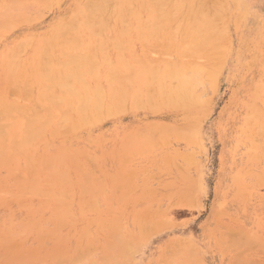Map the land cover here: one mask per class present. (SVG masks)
Segmentation results:
<instances>
[{
	"label": "rangeland",
	"instance_id": "rangeland-1",
	"mask_svg": "<svg viewBox=\"0 0 264 264\" xmlns=\"http://www.w3.org/2000/svg\"><path fill=\"white\" fill-rule=\"evenodd\" d=\"M33 1L35 2V0L31 2ZM37 1L38 0H36L34 6H37ZM47 1L49 2V0H46L47 5H41L42 0L38 1L39 6L35 8L32 6L33 3L29 2L30 4L28 3V6L31 5L33 9H30V6L25 9L30 10V13L29 10H27L29 14L27 16L31 17L25 18L23 16V18V14L21 13H24V11L22 9L19 13V15L21 14L20 17L16 16L18 17L16 21L19 22H13L15 28L12 25L8 30H4L5 33H3V31L0 33V37H2L0 40V57L7 48L13 46L22 38L33 40L49 32L58 20L67 18L70 14H73L74 11L78 13L79 11H87L89 14L94 13L93 15L95 16H92L93 18L97 16L98 18H95L97 20H105L108 18V20H110L111 17L110 23H108L107 20H105L106 22L104 21V23L102 20L100 21L101 27L105 28L103 31L101 28L99 29V20L97 21L98 23L93 22V26L94 23L97 26V29L95 28L96 35L102 37H98L99 42H106L109 40L107 43L108 46L111 47L113 44L115 45L116 42V45L118 43V48L121 50L128 43L129 45L126 47H132L130 50L125 47L122 51L123 55L120 50V52L115 50L114 56L116 60L119 57L118 55H122V58L124 57L123 60L125 59V61H128L127 63L130 64H137L138 60L142 64V61H144L142 68L138 65L139 67H131L134 69L129 68V71H141L146 83L144 81H138L137 79L135 80L133 77V84L129 85L128 89L137 86L143 87L150 96L151 91L149 92L148 86L154 85L151 84L154 81L152 80L149 82L148 79L150 77L152 79L153 77L151 76V72L155 71V74H162L165 72L163 69L164 66L165 69H167V64L165 63L168 61V63H179L181 58L184 59V61L181 60L180 63L183 62V65L189 64L187 68L188 70L192 69V71L186 70L188 73L193 74L194 71L192 66L195 65V63H192V61L196 59V56L199 57L200 59H196L198 63L195 70L201 67L200 69H204L205 72L201 71V73L204 74L202 78V74L200 73L199 83L201 80L202 82L195 87L198 102L197 106L194 108L187 109L174 106L175 108L173 107V109H171V106H159L160 109H158L159 107H154L155 110H153V107L152 109L150 105L144 104L145 106L141 105V107L138 105L140 109H136L137 106H135L136 108L134 109V105L128 103L126 106L122 107V111L124 109L126 110L122 113H120V107L118 108L120 110L116 109L112 112L114 116L108 113L110 117L106 116L109 118L105 116L102 121L80 129L75 133L57 136L51 139L50 142L48 141L43 144L44 148L43 145L37 147V152L33 155L34 159H29L31 163L33 161L32 165L34 164L33 166L36 167V170L38 169V171L35 170L33 172H37V175H31L34 177H27V169L29 168V170H31L30 167L26 168L27 164L30 162H27V155L22 154L23 156L21 155V157L15 159L13 162L0 163V197H3L0 198V204H2L0 205V264H12V262L13 264H57L56 262L59 263V261V264H129V262L130 264H197V262L198 264H236L238 260L239 262L237 264H264V123L260 126V122H264V0H220V3L223 4L224 7L219 3V5L214 3L215 0H213L214 2L212 4L209 3L211 6H209L207 2H211L212 0H203L201 6L205 7L207 10L189 11L191 14L197 15H201L200 12H204L203 17L205 18V15H209L211 9H213L211 10L213 12L214 8H216L215 6H221L219 9H215V11L219 10L216 12L214 11L216 14L210 12L208 20L210 19L211 23L214 24L215 22L213 20H215V18L213 15L215 14V17L218 19H216L217 24L215 23L216 25H214V28L218 29L222 25L221 27L224 31L222 32L223 29L221 30V28L218 29L220 32L217 36L215 35L214 40V43H217L215 44L216 47L211 45L209 47H212L211 51L213 52L214 49L215 52L218 49V42L220 43L221 39L228 37L225 39L227 42L225 40L221 41V43L223 42L222 44H224V42L227 44L226 50L225 46L221 43L219 44L221 45L220 50L223 46L224 49L221 51H226L224 52L226 55L221 53V51H216V53H214L215 56L219 53L221 56L217 55L216 58H214V54L212 55L209 53L211 51H209L210 49L208 46H206L207 48L205 47V49L203 48L205 55L207 54L206 51H209L208 54L210 55V59H212L210 61L208 60V62L211 63L213 61L212 63H214V61H220L219 63L217 62L215 65L216 67L214 65L211 66L212 63H207L206 59L209 58L208 54L206 55L208 58L206 57V59L203 60V52H201L203 54L197 52L195 53L196 55L193 54L191 55L192 57H187V54H189L187 50L183 52L186 53L184 55H186L187 59L185 60V58H183L185 57L184 55L180 58L182 46L187 47L189 43L192 46L193 42L191 43L190 41H192L194 37L191 36L190 39L188 37V41H186L187 39L184 41L183 38V41H181L182 36L187 37L188 35L187 33V35L185 34V31H189L187 28V30L185 29L184 25L179 26L180 23L176 25V23L173 22L174 25L171 23L172 27L170 28L171 24L169 23L172 22L170 19L168 21L159 20L161 15L158 13L159 5L157 6L158 10H156L159 15L158 18L154 10L158 4H156L157 0H154L155 5L154 3L150 4L151 0H124V4L120 0H110L111 3L108 1L110 4H108V2L107 4L110 5L111 9L106 5L105 0H93V2H96L94 3L96 5L99 1V3L102 2L98 5L100 10L97 9V7L93 8V2H91L92 6L90 8L86 7L89 1L92 0H52L49 3H47ZM55 1H59V3H55ZM119 1L120 3H118ZM131 1L133 5L131 4L129 7ZM172 1L173 0L168 1L169 4L166 1L165 10H169L170 6L173 7L178 2V0H174L172 4ZM218 1L219 0L216 2ZM222 1H224V3ZM84 2L87 3L83 4ZM253 2L258 6L257 8L252 7ZM204 3L207 4L205 5ZM112 5H114V12H112ZM107 6L108 12L106 10ZM89 9L91 12H89ZM146 9L148 11H146ZM128 10L129 13L127 12ZM27 11L25 10V12ZM159 12L163 15L161 9ZM102 13L110 15L107 16L106 14L105 17ZM136 13H138V15L140 14V17L138 15L136 16ZM218 14L219 16H216ZM145 17H148L149 21V24L146 23V25H150L149 29L152 30V33L156 30V32H154L155 34L149 33L150 30H147L148 28H146L145 25H141V23H145L147 19H144ZM153 17L157 18L155 19L157 20L156 24L153 22ZM203 17L201 16L200 19L195 22L202 21L201 19ZM27 18L32 20L29 21ZM123 18L125 23L122 22L124 21ZM141 18L143 19L141 20ZM25 19H27L28 22H26L27 20L25 21ZM120 19L122 21H120ZM137 19L138 22L136 21ZM223 19L226 20V22ZM218 21L222 24H218ZM121 22L126 25V27L121 25ZM152 22L155 24L153 25V27L155 26L154 30L151 27ZM189 22L193 21L189 20ZM105 24H107V26H105ZM162 24L164 28H161ZM134 25L137 27L141 26L138 29H141L143 26L141 29L142 31L140 30L138 32L137 27ZM175 25L179 30L174 27ZM165 26H168L169 29L167 27L166 30H162L164 36L162 32L160 33V28L165 29ZM106 28L109 30L107 29L106 31ZM173 28H175V30ZM172 29L174 33L177 34V40H172L175 36H168L172 34ZM120 30L124 32L120 34ZM157 30H160L159 34H157ZM176 30L178 33H176ZM126 31L128 33L127 36L125 35ZM191 31L193 32L194 30L192 29ZM103 32L105 34H103ZM142 32V35L146 36H144V39L147 41H142L143 36L141 38L138 37L141 35L139 33ZM147 33L151 35V37L157 34V39L153 36L157 40V44H155L156 42L151 39L149 35H146ZM215 33L216 32H214V34ZM220 36L221 39H219ZM223 36H225V38H223ZM165 37L167 40H165ZM104 38L105 40H103ZM120 38L125 42L120 41ZM164 40L166 42L169 41L170 47L173 44L174 48L168 47L170 52L172 49V57L169 53H165L164 44L168 43L163 44L162 42ZM170 40L173 41L172 44H170ZM158 41L159 45H161L160 47L158 46ZM145 42L146 44H144ZM143 44L146 48H144ZM120 45H122L121 48ZM115 46L112 48H116ZM191 46L188 48H191ZM161 49L163 51H161ZM192 50L194 49L190 50L191 53H193ZM178 53L179 56L177 55ZM132 54H136L135 57L138 59L137 63L132 59L134 57ZM144 56H146L151 63L148 62ZM177 56L180 58L179 61L176 60ZM212 56L214 57L212 58ZM163 59L166 60L164 61ZM171 59L172 61H170ZM156 64L160 66L159 70L155 69L157 67ZM199 64L201 66H199ZM153 65L156 66L153 67ZM148 69L150 71H148L149 77L147 75ZM206 75L212 76L210 77L212 80ZM31 86H27V90L31 89ZM22 88L23 87L20 88V91ZM34 88L35 86L33 85V92H31V95L35 93ZM1 90L5 92L9 102H25L22 100L25 98L22 97V93L19 92L18 95L17 91L14 90L12 92V89L10 90L8 88L0 69V91ZM8 91L12 93L9 92L8 94ZM131 93H134V91ZM259 95L262 98L258 97ZM31 100L32 99H28L26 102ZM33 105H35L37 109L41 108V104L39 103L35 102ZM130 105H132L131 109ZM143 106L145 108H143ZM256 106L258 108H256ZM149 107L151 109H149ZM117 111H120L119 114H117ZM252 112L255 114H251ZM246 116H249L247 120L245 119ZM253 118H256V123L259 122V124H256V120ZM251 121H253V125L249 124ZM158 135H160V137H158ZM131 137H133L132 141ZM63 149H67L66 154L64 153V157L62 156L64 155L62 154L64 152ZM84 151H88V156L91 157L85 156L87 153ZM74 152L77 153V156ZM39 154L40 157L38 158ZM56 154L57 157L63 159H58L60 161H58V164L56 163L57 173L53 170V166H51L52 161H46L48 156H54ZM69 155L72 156L70 157ZM73 156L77 159L75 160ZM124 157L125 159L128 157L126 159L127 161L123 159ZM71 158L72 160H70ZM42 161H44L43 164H41ZM62 161L65 164H63ZM124 161H126V163H123ZM30 165L28 164V166ZM48 166H51L54 172H51V167ZM120 167H123V169ZM15 170L18 173L15 172ZM63 170L65 174L67 173L66 171H68V175L66 174L64 176ZM44 176L48 178L46 179ZM88 176L91 177V179L88 178L91 180L90 184L87 183L89 180L85 179ZM24 177L29 179L23 181V179L25 180ZM52 177H54V179H52ZM37 178H40L39 181ZM16 180L18 182H16ZM32 181L38 182L37 184L41 186L39 187L41 188L40 191H47V194L45 193L46 195L44 196V193L40 192V194L37 195L39 188L35 187L38 188L36 189L37 192L29 188L32 192L30 194H25V191H23V195L25 196L23 197L22 192H19V190H21L19 185L25 184V186H27L28 183ZM45 182L48 186L41 184ZM65 183H67V185ZM128 184L130 186H126ZM25 186L22 190L26 188ZM50 186H52L51 193ZM17 188H19L18 192ZM6 189H8L7 193H11L8 194L9 196L5 194ZM99 189L101 190L99 191ZM246 193L248 195H246ZM244 194L245 196L243 197ZM30 195L33 197H30ZM120 195L123 197V200L120 199ZM57 201L59 203H57ZM38 204L41 205L39 206ZM57 205H60L61 208H56ZM42 208L44 209L43 214ZM54 212L64 216L65 219L62 218V220H65V224H62V221L60 223L58 220L60 215L57 216ZM71 214L73 217L66 216ZM48 216L49 218H47ZM110 217L112 221L114 220L117 223H113L112 225ZM119 218H121V220ZM26 220L28 227L25 222ZM38 220L40 223H38ZM119 220L120 222H118ZM164 220L166 223H164ZM59 223L63 225L61 228L59 227L61 226ZM144 224L146 225L144 226ZM9 225L11 226L10 228L8 227ZM111 226L112 228H116V226L119 227L116 229L118 232L119 229H121L120 232L123 237L115 233L114 229H110ZM150 228L152 231H150ZM25 229V233H21L22 230ZM38 229H41V232ZM44 231L49 234L44 235ZM6 232H10V235ZM16 232L18 235H16ZM111 232L114 237H112L113 235ZM28 233L29 237L27 235ZM39 233L40 235L38 236ZM116 234L120 236L119 239L126 238V243L127 240L128 243L130 241L132 243H127L128 246H126L125 242L123 244L124 240L122 241L121 239L118 243L121 245L119 246L117 244L118 248L116 249V246H113L114 243H112L118 242V240L116 241ZM41 235L46 239H41L43 238ZM246 235H250V237ZM215 239L218 240V242ZM9 240L10 243L6 244ZM222 241H224L225 244L230 243L228 244L230 246H226ZM106 243H109L111 246L108 244L106 247ZM123 246H126V248H123ZM228 247H231V249ZM191 250L197 253L195 252L191 256L187 253L188 251L192 253L193 251L191 252ZM116 252L119 256H117ZM20 254L24 258H22ZM110 254L112 255L111 257L108 256ZM115 254L116 256H114ZM56 256L60 259L59 261L56 260ZM105 256L106 262L103 260L104 258L102 259V257ZM107 256L109 258L108 260ZM120 256L122 257L120 258ZM231 257L235 260L231 259ZM115 258L118 259L116 260ZM20 259L24 260L20 262ZM194 260L195 262H193Z\"/></svg>",
	"mask_w": 264,
	"mask_h": 264
},
{
	"label": "bare ground",
	"instance_id": "bare-ground-1",
	"mask_svg": "<svg viewBox=\"0 0 264 264\" xmlns=\"http://www.w3.org/2000/svg\"><path fill=\"white\" fill-rule=\"evenodd\" d=\"M32 0H0V33L3 31V33H5L4 32V30H8L9 29V27H11L12 25H13V22L15 21V22H19V21H16V19L18 18V17H16V16H19L20 17V15L21 14H23L22 15V17L24 16L25 18L26 17H31V16H27V15H29L28 14V11L27 10H29V9H25L26 7H29L30 6V9L32 8L33 9V7L35 8V7H37V6H39L38 5V1H40V0H38L37 1V6H34V4L36 3V0H35V2L33 1V2H31ZM50 1H52V0H49V2ZM54 1V0H53ZM89 1V0H88ZM103 1V0H102ZM106 1V5H108V4H110L111 2H110V0H105ZM110 3H109V2ZM112 1V0H111ZM121 2H123L124 0H120ZM120 1L118 2V3H120ZM136 1V0H135ZM134 1V2H135ZM143 1H145V0H143ZM166 1H167V3L169 4V2L168 1H170V0H157L156 1V8H154V10L156 11V10H158V7H159V11H160V9L162 10V12H163V15H162V13L161 12H159L158 11V13H160L161 15H160V18H159V20H166V21H168L169 19H170V21H172V22H168L169 24H171V23H173V22H175L176 23V25H178L179 23V26H181V25H184L185 26V29L187 28L189 31L187 32V31H185V34L187 35V37L185 36V37H181V41H183V38H184V41H185V39H187L188 37H189V39L191 38V36H193L194 38H192V41H190L191 43H192V46H191V44L189 43V45L191 46V48H188V47H190L188 44H187V47H184V46H182V48H181V56H180V58L181 57H183V55L184 54H186V53H183V52H186L187 50H188V52H189V54H187V57H190L191 55H196L195 53H201V52H203V48L205 49V47L206 46H215V44H217V43H214V40H215V35L217 36V34L220 32L218 29H220L221 28V30L223 29L221 26H220V28H218V29H216V28H214V25H216L217 24V21H216V19H218V18H216L215 17V12L216 11H219V10H216L215 11V9L216 8H218L219 9V7H221V6H218L219 4H221L220 2V0L218 1V2H216L217 0H215V2L212 0L211 2L210 1H208L207 3H208V5H209V3L210 4H212L213 2L214 3H216V4H218L217 6H215L216 8H214V18H215V20H213L215 23L214 24H212L211 23V21H210V19L208 20V16L210 15V12L211 13H213L211 10H213V9H211L210 10V12H209V15L208 14H206L207 15V17H206V15H205V18L203 17V13H201L200 12V14L201 15H197V14H191L189 11H205V10H207L205 7H203V6H201L202 4H203V0H178V2L172 7V6H170V8H171V11H170V8H169V10H165V8H166ZM174 1V0H173ZM173 1L171 2L172 4H173ZM207 1V0H206ZM29 2H31V3H33L32 4V6L31 5H29L28 6V3ZM48 1H47V3H49ZM56 2H58L59 3V1H55V3ZM61 2V1H60ZM91 2H93V0L92 1H89V3L87 4V6L86 5H84V6H86L87 8L89 7H91L92 6V3ZM100 2V1H99ZM98 2V4L96 5V4H94V3H96V2H93V4H94V6H93V8H95V7H97V9H99L98 7V5L99 4H101V3H99ZM107 2H108V4H107ZM151 3L150 4H152V3H154V0H153V2H152V0L150 1ZM223 3H224V1H222ZM226 2V1H225ZM247 2V1H246ZM85 3H87V2H84L83 4H85ZM206 3V4H207ZM30 4V3H29ZM42 4H45V5H47L46 4V0H42V3H41V5ZM51 4V3H50ZM82 4V5H83ZM103 4H105V3H103ZM123 4H124V2H123ZM133 5V3H132V1H131V3L129 4V7H130V5ZM205 4V3H204ZM205 4V5H206ZM250 4V3H249ZM116 5V4H115ZM142 5V4H141ZM154 5H155V3H154ZM159 5V6H158ZM222 6H223V4H221ZM225 5V4H224ZM232 5V4H231ZM83 6V7H84ZM109 6V8H110V5H108ZM108 6H107V12H108ZM114 5H112V12H114L113 11V7ZM143 6H144V4H143ZM158 6V7H157ZM209 6H211V5H209ZM243 6H244V4H243ZM85 7V8H86ZM100 7H101V5H100ZM116 7V6H115ZM117 7L119 8V5L117 4ZM121 7V6H120ZM133 7V6H132ZM131 7V8H132ZM146 7H147V5H146ZM163 7H164V9H163ZM224 7V6H223ZM223 7H222V9H223ZM252 7H255V8H257L258 6L253 2V4H252ZM124 8V7H123ZM143 8V7H142ZM148 8V7H147ZM244 8V7H243ZM22 9H23V11H24V13H26V14H24L23 12L19 15V13H20V11H22ZM102 9H103V6H102ZM111 9V8H110ZM110 9H109V11H110ZM121 9V8H120ZM129 9V8H128ZM139 9H140V7H139ZM150 9V8H149ZM221 9V8H220ZM25 10L27 11V12H25ZM85 10V9H84ZM87 10V9H86ZM92 10V9H91ZM95 10V9H94ZM100 10V9H99ZM105 10V11H106ZM115 10V9H114ZM122 10V9H121ZM127 10V9H126ZM163 10H165V11H163ZM227 10V9H226ZM225 10V11H226ZM236 10V9H235ZM248 10V9H247ZM32 11V10H31ZM102 11V10H101ZM103 11H104V9H103ZM120 11V10H119ZM125 11V10H124ZM146 11H148L147 9H146ZM171 13H170V12ZM17 12H18V15H17ZM89 12H91L90 11V9H89ZM98 12V11H97ZM96 12V13H97ZM128 13H129V10L127 11ZM130 12L132 13V11L130 10ZM135 12V11H134ZM150 12L152 13V11L150 10ZM165 12V13H164ZM206 12H208V11H206ZM224 12V11H223ZM260 12V11H259ZM29 13H30V10H29ZM100 13V12H99ZM104 13V12H103ZM102 13V14H103ZM118 13V12H117ZM126 13V12H125ZM140 13V12H139ZM156 13V16H157V18H158V13H157V11L155 12ZM226 13V12H225ZM247 13H248V11H247ZM246 13V14H247ZM94 14V13H93ZM92 13L91 14H89V13H87V11H79V13L78 12H76V11H74L73 12V14H70L67 18H63L62 20H58L56 23H55V25L50 29V31L49 32H47V33H45L44 35H42V36H39V37H37V38H35V39H33V40H31V39H28V38H22L21 40H19L18 42H16L13 46H11V47H9V48H7L5 51H4V53H3V55L0 57V69H1V72H2V74H3V77H4V79H5V81H6V83H7V86H8V88L11 90L12 89V92L15 90V91H17V94L19 95V92L20 93H22L23 95H22V97H25L24 99H26V100H30V99H32L31 101H28V102H32V103H28V102H26V100H24V99H22L23 101H25V102H21V101H12V102H9L8 100H7V98H6V94H5V92L4 91H0V163H2V162H13L15 159H17V158H19V157H21V155L23 154V155H27L28 156V160H27V162H29L30 160H33L34 159V157H33V155H34V153H36L37 151V147H39L40 145H43V144H45L46 142H50V140L51 139H54L55 137H57V136H61V135H65V134H70V133H75V132H77V131H79L80 129H83V128H86V127H89L90 125H94V124H96V123H98V122H100V121H102L103 120V118L107 115V116H109L110 117V115H108V113L109 114H112V112L114 111V110H116V109H118V108H120L121 107V112L120 111H117L118 113L117 114H119V112L120 113H122V112H124V111H126L125 109L122 111V107H124V106H126L128 103H130V104H132V105H134V109L136 108L135 106H137V108L136 109H138L139 107H138V105H140V107H141V105H150V107L152 108H154V107H161V106H171L172 108L171 109H173V107L175 106V107H177V106H179V108L180 107H183V108H187V109H190V108H194L195 106H197V102H198V98H197V96H196V91H195V87L198 85V84H200L201 82H202V80H201V82L199 83V81H200V75L202 74L201 73V71L202 72H205L204 71V69L203 70H201L200 68H196V70H195V67L197 66V63L198 62H196V59L197 58H199V57H195L196 59L194 60V61H192V63H195V65H193L192 66V68H193V71H194V73L193 74H191V73H188V71H192V69L191 70H188V65H186V64H182V63H180L181 62V60H183L184 61V59H182L181 58V60H180V58L178 57L179 56V53L177 54L178 56H177V58H176V60L177 61H179L180 60V62L178 63H176V62H174V63H165V64H167L166 66V68L167 69H165V66H164V70H165V72H163L162 74H155V71H153V72H151V76H153L152 77V79H151V77L150 78H148L149 79V82L150 81H154L153 83H151V84H154V85H149L148 87H149V92L151 91V93H150V96L146 93V90L143 88V87H134V88H131V89H128V86L129 85H132L133 84V77L135 78V80L137 79L138 81H144L145 83H146V80H145V78L143 77V75H142V72L140 71V72H130L129 70V68H131V67H134V66H136V67H139V66H141V68H142V64L144 65V61H142V64L140 63V61L137 59V57H135V55L134 54H132V56H134L132 59H134L135 61H136V63H137V60H138V63L137 64H130V63H127L128 61H125V59L123 60V58H122V55H123V49L127 46V45H129V43L125 46V47H123L122 48V50L121 49H119L118 48V46H119V44L117 43V45H116V42H115V45L113 44L112 45V47L113 46H115L116 48H118V49H116V48H112L111 46H108V43H107V41L109 42V40H107L106 42H99V40H98V37H100V38H102L100 35L99 36H97L96 35V29H97V26L95 25V23H94V26H93V22H97L98 20H99V23H100V21L102 20H100V19H95V18H93V16H95V15H93ZM102 14H101V16H102ZM107 14V13H106ZM106 14H103L104 16L106 15ZM141 14V13H140ZM140 14L138 15V13H136V16L138 15L139 17H140ZM222 14H224V13H222ZM245 14V15H246ZM93 15V16H92ZM108 15H110V14H107V16ZM225 15V14H224ZM252 15V14H251ZM121 16H123V15H121ZM153 16V15H152ZM203 17L201 20L202 21H200V22H195V21H197V20H199L200 19V17ZM216 16H219V14L218 15H216ZM231 16V15H230ZM248 16V15H247ZM21 17V18H22ZM23 17V18H24ZM106 17V16H105ZM129 17H130V15H129ZM134 17V16H133ZM227 17H228V14H227ZM23 18H22V20H23ZM29 18H27L29 21L30 20H32V19H29ZM98 18V17H97ZM100 18V17H99ZM102 18V17H101ZM108 18V17H107ZM117 18V17H116ZM122 18V17H121ZM125 18V17H124ZM124 18H123V20H124ZM147 18V19H146ZM154 18V17H153ZM157 18H154V20L155 19H157ZM27 19H25V21L27 20ZM105 19V18H104ZM109 19V18H108ZM108 19H105V20H107L108 21V23H110L109 21L111 20V17H110V20H108ZM114 19V18H113ZM143 18H141V20H142ZM144 19H146L145 20V23L144 24H142L141 23V25H145V27L146 28H148L147 30H150V32L149 33H152V30L151 29H149L150 28V25H146V23H148L149 21H148V17H145ZM204 19V20H203ZM239 19V18H238ZM28 20L26 21V22H28ZM105 20H102L103 21V23H104V21ZM117 20V19H116ZM153 20V22H155V24H156V21L157 20H155L154 21ZM189 20L190 21H193V22H189ZM224 20V19H223ZM21 21V20H20ZM120 21H122L121 19H120ZM137 22H138V19L136 20ZM147 21V22H146ZM225 22H226V20H224ZM229 21H230V19H229ZM238 21V20H237ZM236 21V22H237ZM14 22V23H15ZM24 22V21H23ZM32 22V21H31ZM106 22V21H105ZM123 23H125V20L124 21H122ZM121 22V25H124L123 23ZM151 23V27L153 28V30L155 29L154 27H153V25H155L154 23ZM163 22V21H162ZM235 22V23H236ZM21 23V22H20ZM98 23V22H97ZM96 23V24H97ZM107 23V24H108ZM161 23V22H160ZM245 23H247V22H245ZM22 24V23H21ZM24 24V23H23ZM107 24H105V26H107ZM127 24V23H126ZM149 24V23H148ZM158 24H159V21H158ZM164 24V23H163ZM162 24V25H163ZM218 24H222L221 22H219L218 21ZM233 24H234V22H233ZM238 24H239V21H238ZM98 25V24H97ZM113 25V24H112ZM111 25V26H112ZM128 25V24H127ZM160 25V24H159ZM161 25V28H164V25L162 26ZM167 25V24H166ZM173 25H174V23H173ZM174 26L175 28H177V26ZM16 26V25H15ZM103 26V25H102ZM131 26V25H130ZM134 26H136V25H134ZM140 26V25H139ZM178 26V27H179ZM187 26V27H186ZM244 26V25H243ZM13 27H14V25H13ZM17 27V26H16ZM99 27V26H98ZM124 27H126V25H124ZM137 27V26H136ZM135 27V28H136ZM141 27V26H140ZM140 27H137V29L138 28H140ZM157 27V26H156ZM168 26H165V29H161L160 28V33L162 32V30H166V28H167ZM172 27V24L170 25V28ZM190 27H192V28H190ZM195 29H194V28ZM198 27V28H197ZM226 27H227V25H226ZM15 28V27H14ZM50 28V27H49ZM96 28V29H95ZM102 29V31L103 30H105V28L104 27H101V23H100V27H99V29ZM114 28V27H113ZM122 28H123V26H122ZM142 28H143V26H142ZM141 28V29H142ZM175 28H173L174 30H175ZM190 28V29H189ZM216 30H214V29ZM13 29V28H12ZM107 29L108 28H106V31H107ZM124 29V28H123ZM141 29H138V32L141 30ZM158 29H159V26H158ZM168 29H169V27H168ZM173 29H172V31H173ZM178 29V28H177ZM186 29V30H187ZM194 30L193 32L191 31V30ZM109 30V29H108ZM126 30V29H125ZM128 30H130V29H128ZM179 30V29H178ZM214 30V31H213ZM114 31V30H113ZM142 31V30H141ZM158 31V30H157ZM159 31H158V33L157 34H159ZM171 31V32H172ZM224 31V29L222 30V32ZM111 32V31H110ZM121 32H124L123 30H120V34H121ZM129 32V31H128ZM148 32V31H147ZM154 32H156V30H154ZM152 33V34H155V33ZM169 32H170V30H169ZM168 32V33H169ZM214 32H216L215 34H214ZM221 32V33H222ZM117 33V32H116ZM115 33V34H116ZM146 33V32H145ZM144 33V34H145ZM164 32H162V34H163ZM176 33H178L177 32V30H176ZM181 33V32H180ZM179 33V34H180ZM193 33V34H192ZM97 34H98V32H97ZM99 34H100V32H99ZM103 34H105L104 32H103ZM124 34V33H123ZM127 31H126V33H125V35L127 36ZM139 34H141L140 36H138V37H142L143 35V32L142 33H139ZM138 34V35H139ZM156 34V35H157ZM171 34V33H170ZM172 34H175L174 33V31L172 32ZM168 35V36H175L172 40H177V34H175V35ZM227 34H229V33H227ZM49 35V36H48ZM131 35V34H130ZM146 35H149L148 33L146 34ZM156 35H152V37H151V35H149L150 36V38L151 39H153L155 42L157 41L156 39L158 38V36H156ZM161 35V34H160ZM160 35H159V37H160ZM164 35V34H163ZM163 35H161V36H163ZM30 36V35H29ZM103 36V35H102ZM124 36V35H123ZM129 36V35H128ZM145 36V35H144ZM144 36L142 37V41H145L146 39H144ZM153 36H155L156 37V39L153 37ZM165 36V35H164ZM146 37V36H145ZM1 38L2 37H0V40H1ZM30 38V37H29ZM117 38V37H116ZM161 38H163V37H161ZM223 38H225V36H223ZM226 38H228V37H226ZM225 38V39H226ZM114 39V38H113ZM131 39V38H130ZM134 39V38H133ZM219 39H221V36L219 37ZM225 39H221V41L222 40H225ZM103 40H105V38L103 39ZM117 40H118V38H117ZM126 40V39H125ZM141 40V39H140ZM165 40H167L166 39V37H165ZM163 41L162 43L164 44V43H168V42H166V41ZM113 41V40H112ZM115 41V40H114ZM120 41H122V39L120 38ZM132 41V40H131ZM141 41V42H142ZM147 41V40H146ZM161 41V40H160ZM186 41H188V39L186 40ZM221 41H220V43H221ZM226 41V40H225ZM122 42H125V41H122ZM128 42V41H127ZM140 42V43H141ZM170 44H172L173 43V41H171L170 40ZM227 42V41H226ZM161 43V42H160ZM161 43V44H162ZM213 43H214V45H213ZM219 42H218V45H217V47H218V49L216 50V51H221V50H223L224 48H223V46H225V50H226V43L224 42V44H222L223 46H222V49L220 50V46L221 45H219L220 44ZM103 46H102V45ZM132 44H133V42H132ZM144 44H146V42L144 43ZM143 44V45H144ZM148 44V43H147ZM155 44H157V42L155 43ZM134 45V44H133ZM165 45V53H169V55L171 56L172 54H173V52H172V49H171V52L169 51V48L168 47H170V45H169V43L168 44H164ZM177 45V44H176ZM181 45V44H180ZM121 46L122 45H120V48H121ZM131 46V45H130ZM158 46L160 47L161 45H159V41H158ZM175 46V45H174ZM179 46V45H178ZM194 46V47H193ZM163 47V46H162ZM171 47L172 48H174L173 47V44L171 45ZM170 47V48H171ZM177 47V46H176ZM181 47V46H180ZM216 47V46H215ZM126 48H128V47H126ZM132 47H130V48H128L129 50L131 49ZM139 48H141V47H139ZM144 48H146L145 47V45H144ZM164 48V47H163ZM168 48V49H167ZM185 48H187V49H184ZM207 48V47H206ZM212 47H209V51H211L212 49H211ZM191 49H194V50H192V52L193 53H191V51L190 50ZM115 50H117V52H122V55H118L119 57H118V59L116 60V58H115V56H114V52H115ZM120 50V51H119ZM142 50V49H141ZM146 50V49H145ZM179 50V49H178ZM184 50V51H183ZM128 51V50H127ZM144 51V50H143ZM161 51H163L162 49H161ZM209 51H206L207 52V54H208V52ZM216 51L214 52V49H213V52L211 51V52H209L210 54H214V53H216ZM174 52H176V51H174ZM224 52H226V51H221V53H224ZM172 53V54H171ZM204 53V58H203V60H205L206 59V55H205V52H203ZM203 53H201V54H203ZM219 53V52H218ZM119 54V53H118ZM140 54V53H139ZM138 54V55H139ZM225 54V53H224ZM144 55H147V54H144ZM174 55H176V54H174ZM189 55V56H188ZM217 55H219V56H221L220 55V53L219 54H216V56ZM226 55V54H225ZM244 55V54H243ZM117 56V55H116ZM185 57H183V58H185V60L187 59V57H186V55H184ZM199 56V55H198ZM214 56H215V54H214ZM214 56H212V58L214 57ZM216 56L214 57V58H216ZM218 56V57H219ZM223 56V55H222ZM245 56V55H244ZM259 56V55H258ZM257 56V57H258ZM121 57V58H120ZM145 58H146V56H144ZM172 57V56H171ZM192 57V56H191ZM209 57V58H208ZM208 59H206L207 60V63L208 64H211L210 62H208V60L210 61V60H212V59H210V55L208 54ZM139 58V57H138ZM259 58V57H258ZM144 59V58H143ZM147 59V58H146ZM167 59V58H166ZM166 59H163L164 61L166 60ZM200 59V58H199ZM239 59V58H238ZM130 60V59H129ZM140 60H142V59H140ZM218 60V59H217ZM259 60V59H258ZM146 61V60H145ZM147 61H148V59H147ZM152 61V60H151ZM161 61H162V59H161ZM170 61H172V59L170 60ZM175 61V60H174ZM148 62H150V61H148ZM153 62V61H152ZM157 62H159V61H157ZM156 62V63H157ZM186 62V61H185ZM216 62V63H215ZM217 62L218 61H214V63H212L211 64V66H215L216 64H217ZM220 62V61H219ZM218 62V63H219ZM260 62V61H259ZM258 62V63H259ZM147 63V62H146ZM151 63V62H150ZM161 63V62H160ZM206 63V62H205ZM154 64H155V62H154ZM191 64V63H190ZM139 65V66H138ZM157 65V67L155 68V69H158L159 70V65L158 64H156ZM156 65H153V67L154 66H156ZM203 65V64H202ZM257 65V64H256ZM259 65V64H258ZM261 65V64H260ZM191 66V65H190ZM199 66H201L200 64H199ZM208 66V65H207ZM218 66V65H217ZM244 66V65H243ZM151 67H152V65H151ZM206 67V66H205ZM216 67V66H215ZM219 67V66H218ZM217 67V68H218ZM135 68V67H134ZM134 68H131V69H134ZM191 68V67H190ZM256 68V67H255ZM143 69H144V67H143ZM147 69V68H146ZM188 71H187V70ZM213 69H214V67H213ZM259 69V68H258ZM141 70V69H140ZM253 70V69H252ZM133 71V70H132ZM138 71V70H137ZM149 71V69L147 70V72ZM216 71V70H215ZM145 72H146V70H145ZM150 72V71H149ZM149 72H148V77L150 76L149 75ZM209 72V71H208ZM208 72H207V75H208ZM214 72V71H213ZM154 73V74H153ZM201 73V74H200ZM204 74V73H203ZM203 74L201 75V77L203 76ZM206 75V76H207ZM138 76H140V77H138ZM205 76V77H206ZM256 76V75H255ZM146 77V76H145ZM208 78H210V77H212V76H207ZM206 77V78H207ZM203 78V77H202ZM201 78V79H202ZM151 79V80H150ZM260 79V78H259ZM258 79V80H259ZM207 80V79H206ZM210 80H212L211 78H210ZM257 80V81H258ZM261 80V79H260ZM148 81V80H147ZM31 86L32 88H33V85L35 86V93L33 94V95H31V92H33L32 90V88L31 87H29V88H31V89H28L27 90V86ZM264 85V84H263ZM21 87H23L22 89H21V91H20V88ZM261 87H263V86H261ZM263 89V88H262ZM259 90V89H258ZM257 90V91H258ZM132 91H134V93H131ZM9 92L10 93H12L11 91H8V94H9ZM16 93V92H15ZM260 93V92H259ZM263 93H264V91H263ZM198 95V94H197ZM261 95V94H260ZM258 96V97H261V96ZM263 95V94H262ZM255 97V96H254ZM262 98V97H261ZM262 100V99H261ZM39 103V104H41V108L40 109H37V108H35V105H33V103ZM132 105H130V109H131V106ZM144 105V106H145ZM143 106V108H145ZM149 107V109H151ZM160 107L158 108V109H160ZM174 107V108H175ZM142 108V109H143ZM152 108V109H153ZM178 108V109H179ZM256 108H258L257 106H256ZM140 109V108H139ZM162 109V108H161ZM171 109H169V110H171ZM118 110H120V109H118ZM153 110H155V108L153 109ZM157 110V109H156ZM254 112V111H253ZM251 113V114H255V113ZM117 114H115V115H117ZM251 114H247V115H251ZM106 116V118H109V117H107ZM111 116H114L113 114L111 115ZM189 116V115H188ZM247 117H249V116H246V120H247ZM252 117H253V115H252ZM255 117V116H254ZM252 119V118H251ZM250 119V120H251ZM254 120H256V118H253ZM250 120H248V121H250ZM194 121V120H193ZM257 122V120L255 121V123ZM253 123V121H251L249 124H252ZM262 123H264V122H260V126H261V124ZM194 124V123H193ZM248 124V123H247ZM256 124H259V122L258 123H256ZM253 125V124H252ZM263 125V124H262ZM247 126V125H246ZM254 126H256V125H254ZM261 128V127H260ZM89 131V130H88ZM256 131V130H255ZM250 134H252V133H250ZM148 135V134H147ZM74 136H75V134H74ZM125 136V135H124ZM255 136V135H254ZM77 137H78V135H77ZM158 137H160V135H158ZM253 137V136H252ZM132 138L133 137H131V141H132ZM150 139V138H149ZM154 139V138H153ZM152 139V140H153ZM161 139H162V137H161ZM130 140V139H129ZM254 140H255V138H254ZM131 141H129V142H131ZM150 141V140H149ZM162 141V140H161ZM165 141V140H164ZM155 143V142H154ZM157 143V142H156ZM160 143V142H159ZM163 144V143H162ZM150 145V144H149ZM157 146V145H156ZM43 148H44V145H43ZM64 150V149H63ZM67 150V149H66ZM66 150H64V152L62 153V154H66ZM262 150V149H261ZM85 152V151H84ZM120 152V151H119ZM75 154H76V156H77V153L76 152H74ZM83 153V152H82ZM85 153H87V154H85V156L87 155V157H91V156H88V151L87 152H85ZM121 153V152H120ZM143 153H144V150H143ZM61 154V153H60ZM60 154H59V156H60ZM65 154L64 155H62L63 157L65 156ZM68 154V153H67ZM84 154V153H83ZM82 154V155H83ZM22 155V156H23ZM72 155H74V154H72ZM71 155V156H72ZM260 155V154H259ZM44 156V155H43ZM52 156V157H51ZM51 156H48V158L46 159V161L48 162V160H50V161H52V165L51 166H53V170H55V172L57 173V170H56V168H57V166H56V163L58 164L59 162L58 161H60V160H58V159H62V158H59V157H57V154L56 155H51ZM61 156V157H62ZM70 156V155H69ZM70 156V157H71ZM84 156V157H85ZM33 157V158H32ZM40 157V154H39V156H38V158ZM51 157V158H50ZM74 157V156H73ZM83 157V158H84ZM86 157V158H87ZM252 157V156H251ZM50 158V159H49ZM75 158V157H74ZM95 158V157H94ZM128 158V157H127ZM126 158V159H127ZM30 159V160H29ZM44 159V158H43ZM77 158H75V160H76ZM124 160H126L125 159V157L123 158ZM260 159V158H259ZM26 160V159H25ZM63 160V159H62ZM70 160H72V158L70 159ZM74 160V161H75ZM45 161V160H44ZM44 161H42V163L41 164H43L44 163ZM49 161V162H50ZM127 161V160H126ZM126 161H124L123 163H126ZM27 162H26V164H27ZM63 162V161H62ZM61 162V163H62ZM68 162H70V161H68ZM8 163H7V165H8ZM30 163H31V161L28 163L29 165H30ZM32 163H33V161H32ZM32 163H31V165H32ZM5 164V163H4ZM3 164V165H4ZM28 164H27V166H26V168H28V167H30V169L31 170H29V168L27 169V172H28V174H27V177L28 176H31V175H37L36 173L37 172H35V173H33L35 170H36V167H34L33 165H32V167H31V165L30 166H28ZM63 164H65L64 162H63ZM77 164H79V163H77ZM7 165H6V168H7ZM51 166H48V167H51ZM124 166V165H123ZM5 167V166H4ZM19 167V166H18ZM21 167V166H20ZM35 169H34V168ZM42 167H44V166H42ZM47 167V168H48ZM60 167V166H59ZM62 167V166H61ZM22 168V167H21ZM21 168H20V170H21ZM46 168V167H45ZM121 168V167H120ZM63 169V168H62ZM121 169H123V167L121 168ZM131 169V168H130ZM264 169V168H263ZM43 170H44V168H43ZM65 170H67V169H65ZM79 170V169H78ZM83 170H84V168H83ZM25 171V170H24ZM31 171V172H30ZM36 171H38V169L36 170ZM40 171V170H39ZM47 171H49V170H47ZM60 171V170H59ZM79 171H81V170H79ZM128 171H131V170H128ZM15 172H17L16 170H15ZM26 172V173H27ZM44 172V171H43ZM51 172H54V171H52V167H51ZM61 172H62V170H61ZM63 172H64V176L68 173V171H66L67 173L65 174V171L63 170ZM81 172H83V171H81ZM18 173V172H17ZM85 173H86V170H85ZM49 174V173H48ZM51 174H53V173H51ZM122 174V173H121ZM46 175H47V173H46ZM45 175V176H46ZM50 175V174H49ZM55 175V174H54ZM58 175V174H57ZM68 175V174H67ZM123 175V174H122ZM122 175H120V176H122ZM262 175V174H261ZM14 176V175H13ZM16 176V175H15ZM44 176V177H45ZM260 176V175H259ZM31 177H34V176H31ZM37 177H39V176H37ZM50 177H51V175H50ZM49 177V178H50ZM235 177H236V175H235ZM261 177V176H260ZM25 178V177H24ZM46 179L48 178V177H45ZM88 178H90L91 179V177H87V178H85V179H88ZM23 179V178H22ZM26 179H29V178H25V180L23 179V181H26ZM39 179L40 178H37V180L39 181ZM42 179V178H41ZM51 179V178H50ZM52 179H54V177H52ZM95 179V178H94ZM114 179V178H113ZM261 179V178H260ZM21 180V179H20ZM89 180V179H88ZM13 181H15V180H13ZM64 181V180H63ZM62 181V182H63ZM96 181V180H95ZM98 181V180H97ZM111 181V180H110ZM16 182H18L17 180H16ZM90 182H91V180H89V182L87 181V183H89L90 184ZM38 183V182H37ZM36 182H34V181H32V182H30V183H28V185L27 186H25V184H20L19 186V188H21V190H19V192H22V195H23V191H25V194H30L32 191H30L29 190V188L31 189V190H36V189H38L39 187H41V186H39V184H37ZM264 183V182H263ZM41 184H44V185H47V183L45 182V183H41ZM66 185H67V183H65ZM92 184V183H91ZM28 189H26V188H24V190H22V188L24 187V186ZM120 185V184H119ZM18 186V185H17ZM22 186V187H21ZM48 186V185H47ZM126 186H130L129 184L128 185H126ZM263 186V185H262ZM35 187H38V188H35ZM52 186H50L49 188H50V193H51V188ZM19 188H17V192H18V189ZM94 189V188H93ZM98 189V188H97ZM96 189V190H97ZM41 190V188H39L38 189V193H37V195L38 194H40V192H43V191H40ZM101 189H99V191H100ZM26 191H27V193H26ZM94 191V190H93ZM6 193L5 194H9V193H7L8 192V189H6V191H5ZM13 192V191H12ZM36 192H37V190H36ZM47 191H45V192H43L44 193V196L47 194L46 193ZM14 193V192H13ZM46 193V194H45ZM49 193V192H48ZM75 193V192H74ZM96 193V192H95ZM2 194V193H1ZM11 194V193H10ZM33 194V193H32ZM143 194V193H142ZM236 194V193H235ZM234 194V195H235ZM2 195H4V194H2ZM246 195H248L247 193H246ZM4 196H6V195H4ZM9 196V195H8ZM16 196V195H15ZM29 196V195H28ZM32 195H30V197H31ZM42 196V195H41ZM245 196V194L243 195V197ZM12 197H14V196H12ZM20 198H22L21 196H19ZM23 197H25L24 195H23ZM33 197V196H32ZM120 197H121V195H120ZM145 197V196H144ZM0 198H3V197H0ZM17 198H18V195H17ZM59 198V197H58ZM57 198V199H58ZM111 198V197H110ZM123 197H121L120 199H122ZM126 198V197H125ZM16 199V198H15ZM60 199V198H59ZM145 199V198H144ZM246 199V198H245ZM11 200V199H10ZM18 200V199H17ZM61 200V199H60ZM123 200V199H122ZM140 200V199H139ZM143 200V199H142ZM138 201V200H137ZM1 202V201H0ZM17 202V201H16ZM57 203H59L58 201H57ZM0 205H2V204H0ZM39 206L41 205V204H38ZM25 207V206H24ZM57 207H59V208H61V206L60 205H57L56 206V208ZM58 208V209H59ZM26 209H27V207H26ZM42 210V214H43V211H44V209L42 208L41 209ZM126 210V209H125ZM82 211V210H81ZM145 211H146V209H145ZM83 212V211H82ZM164 212H166V211H164ZM55 213V212H54ZM112 213V212H111ZM147 213V212H146ZM56 214V213H55ZM110 214V213H109ZM113 214V213H112ZM124 214V213H123ZM122 214V215H123ZM148 214V213H147ZM57 216H59L58 217V220L60 221V223H61V221H62V224H65L64 223V221L62 220V218L63 219H65L64 218V216H62L61 214H56ZM65 215V214H64ZM66 216H71V217H73V215L71 214V215H66ZM84 216V215H83ZM216 216V215H215ZM60 217H61V220H60ZM82 217V216H81ZM217 217H218V215H217ZM33 218V217H32ZM47 218H49V216L47 217ZM111 218V217H110ZM109 218V219H110ZM112 218H113V216H112ZM112 218H111V221H112ZM116 218V217H115ZM120 220H121V218H119ZM258 219V218H257ZM57 220V221H58ZM81 220H82V218H81ZM120 220L118 221V222H120ZM146 220V219H145ZM33 221V220H32ZM31 221V222H32ZM58 221V222H59ZM105 221V220H104ZM114 221V220H113ZM111 222L112 223V225H113V223H117V222ZM116 221H117V219H116ZM140 221H141V218H140ZM165 221V220H164ZM26 222V224H27V220L25 221ZM30 222V223H31ZM108 222V221H107ZM106 222V223H107ZM155 222H157V221H155ZM38 223H40V221L38 220ZM37 223V224H38ZM59 223V224H60ZM145 223H146V221H145ZM162 223V222H161ZM164 223H166V221L164 222ZM62 224H60L61 226H59L60 228L63 226ZM159 225H160V223H158ZM39 225V224H38ZM105 225V224H104ZM120 225H121V223H120ZM143 225V224H142ZM146 224H144V226H145ZM36 226V225H35ZM40 226V225H39ZM56 226H57V228H58V225L56 224ZM65 226V225H64ZM160 226H162V225H160ZM9 228L11 227L10 225L8 226ZM27 227H28V224H27ZM97 227V226H96ZM96 227H95V229H96ZM147 227V226H146ZM226 227V226H225ZM229 227H231V226H229ZM8 228V229H9ZM39 228H41V229H43L42 227H39ZM102 228V227H101ZM104 228H106V227H104ZM116 228L118 229L119 227H117L116 226ZM115 227L114 228H112V226H111V228L110 229H114L115 230V233H118L120 236H121V229H119V232H118V230L116 229ZM27 229V228H26ZM26 229L25 230H22V232L21 233H23L24 231H26ZM41 229H38V230H40V232H41ZM99 229V228H98ZM109 229V228H108ZM141 229V228H140ZM237 229V228H236ZM10 230V229H9ZM8 230V231H9ZM58 230H59V228H58ZM57 230V231H58ZM86 230V229H85ZM107 230V229H106ZM242 230V229H241ZM47 231V230H46ZM46 231H44V235L46 234V235H48L49 233H46ZM69 231V230H68ZM146 231V230H145ZM150 231H152L151 230V228H150ZM230 231V230H229ZM244 231V230H243ZM59 232H61V231H59ZM88 232V231H87ZM112 232H114V231H112ZM111 232V234L113 235V233ZM147 232V231H146ZM227 232V231H226ZM241 232V231H240ZM239 232V233H240ZM7 233V232H6ZM19 233V232H18ZM25 233V232H24ZM57 233V232H56ZM55 233V234H56ZM75 233V232H74ZM246 233V232H245ZM248 233V232H247ZM2 234V233H1ZM7 234H9L10 235V232L9 233H7ZM15 234V233H14ZM31 234V233H30ZM51 234V233H50ZM110 234V233H109ZM118 234H116L117 235V238H116V241L118 240V242H112V243H114V245L113 246H116V249L118 248L117 247V244L119 243V241H121V239H119L120 238V236L118 235ZM252 234V233H251ZM3 235V234H2ZM8 235V236H9ZM12 235V234H11ZM16 235H18L17 234V232H16ZM15 235V236H16ZM28 235V237H29V233L27 234ZM40 235V233L38 234V236ZM228 235V234H227ZM238 235V234H237ZM4 236V235H3ZM43 238H41V239H46V238H44V236L43 235H41ZM40 236V237H41ZM67 236V235H66ZM73 236V235H72ZM109 236H111V235H109ZM119 236V237H118ZM246 236H249L250 237V235H246ZM253 236V235H252ZM52 237V236H51ZM112 237H114V235L112 236ZM121 237H123V236H121ZM229 237V236H228ZM68 238V237H67ZM97 238V237H96ZM215 238V237H214ZM233 238V237H232ZM255 238V237H254ZM11 239H13V238H11ZM37 239H38V237H37ZM40 239V238H39ZM47 239H49V238H47ZM66 239V238H65ZM92 239H94V238H92ZM125 239L126 238H124V239H122V241H123V244H124V242H125ZM230 239V238H229ZM245 239H247V238H245ZM257 239V238H256ZM7 240V239H6ZM130 240V239H129ZM216 240V239H215ZM220 240V239H219ZM233 240V239H232ZM260 240V239H259ZM66 241V240H65ZM217 242H218V240H216ZM215 241V242H216ZM229 241V240H228ZM237 241V240H236ZM243 241H245V240H243ZM247 241V240H246ZM13 242V241H12ZM80 242H81V240H80ZM79 241H78V244L80 243ZM131 242V241H130ZM129 242V243H130ZM220 242H221V240H220ZM222 242H224V241H222ZM8 243H10V240L6 243V244H8ZM112 243L110 242V244L112 245ZM126 243V242H125ZM127 243H128V240H127ZM127 243L125 244L126 246H128L127 245ZM128 243V244H129ZM132 243V242H131ZM228 243V242H227ZM237 243H239V242H237ZM109 243H106V247H107V245H108ZM109 244V245H110ZM220 244V243H219ZM224 244H225V242H224ZM228 244H230V243H228ZM228 244H225L226 246L228 245ZM5 245V244H4ZM19 245V244H18ZM80 245V244H79ZM110 245V246H111ZM119 245V244H118ZM121 245V244H120ZM119 245V246H120ZM134 245V244H133ZM224 245V246H225ZM109 246V247H110ZM126 246H123V248H126ZM221 246V245H220ZM228 246H230V245H228ZM242 246V245H241ZM245 246V245H244ZM249 246H251V245H249ZM122 247V246H121ZM130 247H131V245H130ZM232 247V246H231ZM231 247L229 248V249H231ZM234 247H235V244H234ZM7 248V247H6ZM120 248V247H119ZM129 248V247H128ZM223 248V247H222ZM224 248H226V247H224ZM250 248V247H249ZM60 249V248H59ZM86 249V248H85ZM84 249V250H85ZM104 249H105V245H104ZM107 249V248H106ZM120 249H122V248H120ZM130 249V248H129ZM196 249V248H195ZM227 249V248H226ZM247 249V248H246ZM112 250V249H111ZM110 250V251H111ZM125 250V249H124ZM197 250V249H196ZM223 250V249H222ZM243 250V249H242ZM241 250V251H242ZM12 251V250H11ZM60 251V250H59ZM58 251V252H59ZM193 250H191V252H192ZM6 252H8V251H6ZM80 252V251H79ZM130 252V251H129ZM184 252V251H183ZM196 252V251H195ZM194 251L192 252V253H189V251L187 252L189 255H193L194 253H195ZM249 252V251H248ZM251 252V251H250ZM26 253V252H25ZM48 253V252H47ZM56 253V252H55ZM81 253H83V252H81ZM117 253V252H116ZM131 253V252H130ZM197 253V252H196ZM57 254V253H56ZM63 254V253H62ZM244 254V253H243ZM21 255V254H20ZM53 255V254H52ZM52 255H51V257H52ZM81 255V254H80ZM79 255V256H80ZM126 255V254H125ZM124 255V256H125ZM240 255H242V254H240ZM247 255V254H246ZM19 256V255H18ZM55 256V255H54ZM108 256H112L111 254L110 255H108ZM108 256H107V260L109 259L108 258ZM114 256H116V254L114 255ZM117 256H119L118 255V253H117ZM259 256V255H258ZM1 257V256H0ZM21 257H22V255H21ZM50 257V258H51ZM100 257V256H99ZM122 256H120V258H121ZM236 257V256H235ZM238 257V256H237ZM22 258H24V257H22ZM21 258V259H22ZM35 258V257H34ZM55 258H57L56 260L57 261H59L60 259H58V257L56 256ZM60 258V257H59ZM104 258V259H103ZM112 258H114V257H112ZM124 258V257H123ZM192 258V257H191ZM233 258H234V256H233ZM232 257H231V259H233ZM9 259V258H8ZM20 259V260H21ZM31 259V258H30ZM42 259V258H41ZM63 259V258H62ZM102 259L105 261V259H106V256L105 257H102ZM116 259V258H115ZM118 259V258H117ZM116 259V260H117ZM194 259H196V258H194ZM240 259V258H239ZM24 260V259H23ZM23 260H21L20 262H22ZM103 260H102V262H103ZM121 260H123V259H121ZM233 260H235V259H233ZM241 261V260H240ZM101 262V261H100ZM99 262V263H100ZM106 262V261H105ZM108 262V261H107ZM193 262H195V260L193 261ZM229 262V261H228ZM239 262V260L237 261V263ZM245 262V261H244ZM57 264H59L60 263V261H59V263L58 262H56ZM236 263V264H237ZM12 264H13V262H12ZM15 264V263H14ZM31 264V263H30ZM112 264V263H111ZM129 264H130V262H129ZM193 264V263H192ZM197 264H198V262H197ZM231 264V263H230ZM239 264H241V263H239ZM247 264V263H246ZM255 264V263H254Z\"/></svg>",
	"mask_w": 264,
	"mask_h": 264
}]
</instances>
